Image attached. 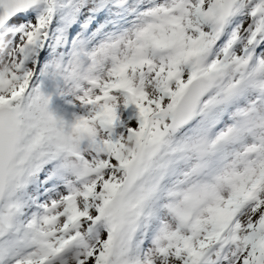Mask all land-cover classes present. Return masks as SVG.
I'll return each instance as SVG.
<instances>
[{"label":"snow or ice","instance_id":"obj_1","mask_svg":"<svg viewBox=\"0 0 264 264\" xmlns=\"http://www.w3.org/2000/svg\"><path fill=\"white\" fill-rule=\"evenodd\" d=\"M0 264H264V0H0Z\"/></svg>","mask_w":264,"mask_h":264},{"label":"rangeland","instance_id":"obj_2","mask_svg":"<svg viewBox=\"0 0 264 264\" xmlns=\"http://www.w3.org/2000/svg\"><path fill=\"white\" fill-rule=\"evenodd\" d=\"M44 91L52 97V109L58 115L64 116L65 119L71 120L73 117L70 114L74 116V114L83 111L79 107V102L72 95L67 94V86L62 81L58 85L55 82L46 81ZM62 92L65 94H61Z\"/></svg>","mask_w":264,"mask_h":264},{"label":"clouds","instance_id":"obj_3","mask_svg":"<svg viewBox=\"0 0 264 264\" xmlns=\"http://www.w3.org/2000/svg\"><path fill=\"white\" fill-rule=\"evenodd\" d=\"M53 110V109H52ZM54 111V110H53ZM55 112V111H54ZM57 114V113H56ZM58 115V114H57ZM50 127H57L55 122H52L50 124ZM85 139V136L82 133L74 132L71 127H67L62 131H58L56 133V141L57 143L66 148H75L77 145H79L83 140Z\"/></svg>","mask_w":264,"mask_h":264},{"label":"bare ground","instance_id":"obj_4","mask_svg":"<svg viewBox=\"0 0 264 264\" xmlns=\"http://www.w3.org/2000/svg\"><path fill=\"white\" fill-rule=\"evenodd\" d=\"M67 108H69V107H67ZM70 116H71V117H74V116H73V115H71V114H70Z\"/></svg>","mask_w":264,"mask_h":264}]
</instances>
